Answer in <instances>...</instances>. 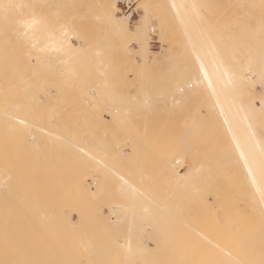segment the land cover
<instances>
[{
	"label": "rangeland",
	"instance_id": "rangeland-1",
	"mask_svg": "<svg viewBox=\"0 0 264 264\" xmlns=\"http://www.w3.org/2000/svg\"><path fill=\"white\" fill-rule=\"evenodd\" d=\"M0 150L62 215L53 262L219 261L233 228L264 230V0H0Z\"/></svg>",
	"mask_w": 264,
	"mask_h": 264
},
{
	"label": "bare ground",
	"instance_id": "bare-ground-1",
	"mask_svg": "<svg viewBox=\"0 0 264 264\" xmlns=\"http://www.w3.org/2000/svg\"><path fill=\"white\" fill-rule=\"evenodd\" d=\"M114 8H116V10H117V8H119V7L116 5V7H114ZM112 29H113V32L116 33V34L117 33L118 34L119 33H128L129 32V21H128V18L127 19H122V18L114 17V22H113V25H112ZM143 33H144V26H141L140 28H138V35H143ZM212 49H213L214 52L217 53V50H216V48L214 46L212 47ZM150 52H151L150 42H149V40H144L143 44L139 46V49H138V51L136 53L143 55V60L147 61V58L144 55H146V53H150ZM215 56H217L216 57L217 59L212 62L213 66H215V70L214 71L217 73V75L219 74V75L222 76L221 80H222V83L225 84V86L231 85L232 84V79H231V76L228 73V70L225 69L224 68L225 66L223 65V63L221 61H219L218 55L215 54ZM203 70H204V68H203ZM204 71H205V74H207L206 73L207 71L206 70H204ZM236 117H239V115L236 116ZM26 142L28 143L29 140L26 141ZM255 145H256V148H260L261 147L260 143L257 142V141L255 142ZM9 146H10V144H9ZM1 150H3V148ZM4 154L5 153L0 154V160L3 159ZM25 156H27L25 161L28 162L29 171H31L30 169L33 168V157H34V154L33 153L32 154H26ZM14 157L15 156H13V158H11L13 160V162H15V163L20 162L19 156L18 157L16 156V158H14ZM22 157H23V155H22ZM245 160L247 161L246 157H245ZM253 161L258 162L257 159H254ZM4 164H6V163H4ZM6 165H4V166H6ZM21 165H22V163H21ZM8 166L9 165H7V169H8ZM17 167H20V165H18ZM255 167H256V169L259 168L258 165H255ZM260 167L262 169V166H260ZM9 168H10V166H9ZM13 168H16V167H13ZM1 171L2 170L0 168V264H74V263H76V262L73 261V256L78 257L81 254L83 256V253L80 252L79 253L80 255H79L78 254V252H79L78 250L79 249L74 247V246H72L71 248L70 247H66L65 249H59L58 253L57 254L55 253V256H56L55 260L56 261L53 262L51 260L53 254L49 253V242H51V239H52V231H55V237H56L57 242H58V235L62 234L60 232V230L58 228V224H57L58 219L60 217L57 219L56 218L57 215H58L57 214V215H55V217H52V218H54V220H53L51 217H49V213L47 212L46 208L44 209V211L42 210L43 212L39 209L42 214H38L36 212L37 209L39 208V206L37 207L36 199H34V198H37V197H35V194H37L38 193L37 191H39V190H37L36 191L37 193L34 194V192H35L34 190L36 189L34 187V182L33 181L30 182V185L31 186L33 185L32 186V190L30 192H27V193L24 192L26 195L23 197L22 194H24V193H22L23 191H20V188L18 186L19 185V181H21V180H18V181H13L12 180L10 182L7 181L8 177L9 178L14 177V180H15L16 177H17V179H19L20 176H18V171H15V173H14V172H12V171H14L12 169L11 173H14V174L12 175L10 173L9 174L10 176H7V175L5 176L4 175V171H2V172ZM43 171H46V170L44 169ZM136 171H137V169H136ZM55 174H57V173H55ZM189 174H190V172L187 170V172L183 175V179L187 178L189 176ZM29 175H31V174H29ZM36 175H38V173ZM51 175H52V172H51ZM44 176H45V174H44ZM64 176L67 177L66 175H64ZM174 176L178 177V171H175ZM258 176H260V174L257 175L254 172L255 181H259ZM33 177H35V176H33ZM5 179H6V181H4ZM20 179H21V177H20ZM29 179H31V177ZM63 187H65V186H63ZM63 187H62V189H63ZM45 188L48 189V187H45ZM255 189H257V188H255ZM258 190H256V191L258 192ZM44 192H46V191H44ZM64 192H66V191H64ZM42 194H43V192H42ZM43 195H42V197H43ZM42 197H39L38 200L40 199L39 201H41ZM44 200H45V198H44ZM59 201H61V199H59ZM56 205L58 206V203ZM42 208H44V207H41V209ZM47 209H48V211L51 212V210H49V208H47ZM60 216L62 218V215H60ZM56 219H57V222H55ZM60 222H62V221H60ZM38 227H40V228L38 229ZM257 227H259V226H257ZM238 228H241V227H238ZM248 228H252V226L248 227ZM241 229H236V228L232 229L234 231V233H235L237 244H232V243L229 244L228 243V244H226V245H229L228 248H227V246L226 247L219 246V248L221 247L224 250V252H225V253H223V252H221L218 249V251H220L221 255H219L220 253L216 250L217 248H215V247H217V246H215V244L218 243V245H219V243H220V241L217 242L218 239L220 238V236H219L220 232L217 231V233H215L216 234L215 238H217V241H215V244H214V246H215L214 247L215 248L214 251H216L218 253L219 257L220 258L222 257V258L219 261H218L217 258L213 259V262H214V260H217L213 264H264V230L256 229V230H249L248 231L246 229V230L243 231V229L242 230ZM36 231L38 233H40V238L36 237ZM63 234H64V232H63ZM64 237H65V235H64ZM229 240L231 242V239H228V241ZM127 242H128V240H127ZM124 246H125V248H128V249L130 248L129 245L128 246L124 245ZM37 247H39V250L37 249ZM85 249H87V248H85ZM127 250H125V251H127ZM83 251H85V250H83ZM216 252H215V254H216ZM222 253H223V255H222ZM215 254H213V255L216 256ZM92 255L93 254H90L89 257L93 258ZM117 255H118V253L116 254V256ZM98 256L99 255H97V257ZM112 256H114L113 253H112ZM123 256L125 257V254ZM151 256H153V255H151ZM227 256L229 257V260H227ZM81 257L78 258L79 259V263H77V264H84L83 260L80 261V259H82ZM121 258H122V256H121ZM145 258H147V257H145ZM95 259H96V257H95ZM159 261H160V263L157 262V260H156L155 263L156 264H161V260H159ZM101 263L102 262H99L97 264H101ZM186 264H188V263H186ZM208 264H210V263H208ZM211 264H212V262H211Z\"/></svg>",
	"mask_w": 264,
	"mask_h": 264
},
{
	"label": "built area",
	"instance_id": "built-area-1",
	"mask_svg": "<svg viewBox=\"0 0 264 264\" xmlns=\"http://www.w3.org/2000/svg\"><path fill=\"white\" fill-rule=\"evenodd\" d=\"M124 6H125V12L126 13H129V12L131 13V10L133 8L132 7L133 5H129L128 3H124Z\"/></svg>",
	"mask_w": 264,
	"mask_h": 264
}]
</instances>
